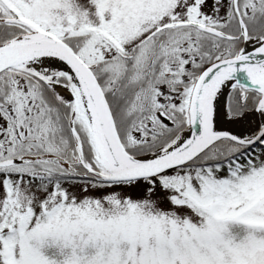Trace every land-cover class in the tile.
<instances>
[{"label": "snow or ice", "instance_id": "6c2138e0", "mask_svg": "<svg viewBox=\"0 0 264 264\" xmlns=\"http://www.w3.org/2000/svg\"><path fill=\"white\" fill-rule=\"evenodd\" d=\"M0 264H264V0H0Z\"/></svg>", "mask_w": 264, "mask_h": 264}]
</instances>
